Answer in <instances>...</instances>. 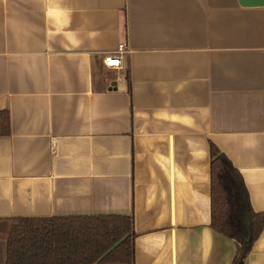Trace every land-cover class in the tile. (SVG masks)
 <instances>
[{
  "label": "crops",
  "instance_id": "1",
  "mask_svg": "<svg viewBox=\"0 0 264 264\" xmlns=\"http://www.w3.org/2000/svg\"><path fill=\"white\" fill-rule=\"evenodd\" d=\"M2 111L0 264L13 218L97 215L131 217L132 264H231L209 148L264 214V0H0Z\"/></svg>",
  "mask_w": 264,
  "mask_h": 264
},
{
  "label": "trees",
  "instance_id": "2",
  "mask_svg": "<svg viewBox=\"0 0 264 264\" xmlns=\"http://www.w3.org/2000/svg\"><path fill=\"white\" fill-rule=\"evenodd\" d=\"M8 132L0 112V134ZM210 226L233 239L231 264H242L264 226L254 212L239 172L210 144ZM6 236L5 264H132L129 216L97 215L13 218Z\"/></svg>",
  "mask_w": 264,
  "mask_h": 264
},
{
  "label": "built area",
  "instance_id": "3",
  "mask_svg": "<svg viewBox=\"0 0 264 264\" xmlns=\"http://www.w3.org/2000/svg\"><path fill=\"white\" fill-rule=\"evenodd\" d=\"M127 52L123 44H119L114 52H109L103 56V65L107 68H117L122 64V58Z\"/></svg>",
  "mask_w": 264,
  "mask_h": 264
},
{
  "label": "rangeland",
  "instance_id": "4",
  "mask_svg": "<svg viewBox=\"0 0 264 264\" xmlns=\"http://www.w3.org/2000/svg\"><path fill=\"white\" fill-rule=\"evenodd\" d=\"M12 223H13L12 220L7 223V230L4 233L5 238H6L7 234H8V230H9L10 226L12 225Z\"/></svg>",
  "mask_w": 264,
  "mask_h": 264
},
{
  "label": "water",
  "instance_id": "5",
  "mask_svg": "<svg viewBox=\"0 0 264 264\" xmlns=\"http://www.w3.org/2000/svg\"><path fill=\"white\" fill-rule=\"evenodd\" d=\"M112 85H115V83L113 82Z\"/></svg>",
  "mask_w": 264,
  "mask_h": 264
}]
</instances>
